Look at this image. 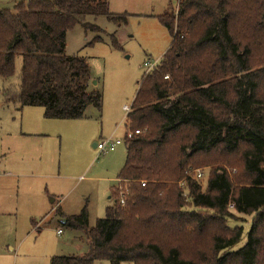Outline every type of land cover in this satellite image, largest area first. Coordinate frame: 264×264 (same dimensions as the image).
<instances>
[{
	"label": "trees",
	"instance_id": "16d2710c",
	"mask_svg": "<svg viewBox=\"0 0 264 264\" xmlns=\"http://www.w3.org/2000/svg\"><path fill=\"white\" fill-rule=\"evenodd\" d=\"M90 16L123 23L130 14L112 12L109 0H21L0 9V77H12L22 59L18 89L2 91L6 103L43 107L49 119L101 109L88 63L65 52L69 30H88ZM157 17L172 41L144 72L127 114L141 133L124 139L113 203L92 227L87 207L67 216L62 224L83 231L89 248L51 264H264V0H178ZM211 152L239 155L236 185L216 166L203 190L191 171ZM187 198L214 215L187 209ZM230 207L252 216L247 231L228 224Z\"/></svg>",
	"mask_w": 264,
	"mask_h": 264
},
{
	"label": "rangeland",
	"instance_id": "374dc122",
	"mask_svg": "<svg viewBox=\"0 0 264 264\" xmlns=\"http://www.w3.org/2000/svg\"><path fill=\"white\" fill-rule=\"evenodd\" d=\"M18 1L21 0H0V9L13 8ZM177 3L172 0L174 9ZM149 10L143 15H130L123 23L90 16L88 30L81 25L69 30L66 55L78 54L86 60L90 68L89 90H98L102 95L101 109L89 106L82 118L47 119L44 108L34 106L31 109L43 113L33 116L37 122L28 129L18 104H7L2 95L6 88L18 89L21 57L16 59L12 77H0V264H51L53 256L88 251L85 233L60 224L56 206L70 216L87 207L92 227L113 203L110 196L118 185L127 153L124 135L129 128L128 112L123 107L133 104L147 69L144 62H160L172 41L168 29ZM23 129L44 136H28ZM108 138L121 139L123 143L107 153L94 147V143ZM213 153H201L197 157L199 168L191 171L193 176L198 171L203 173V190L211 167L216 166L220 171L225 168L236 185L241 170L239 155ZM187 200V209L214 215ZM230 210L233 214L228 224L247 231L252 216L239 214L232 207ZM58 228L63 230L62 235L57 233ZM94 264L112 262L98 260Z\"/></svg>",
	"mask_w": 264,
	"mask_h": 264
},
{
	"label": "crops",
	"instance_id": "0c3cea01",
	"mask_svg": "<svg viewBox=\"0 0 264 264\" xmlns=\"http://www.w3.org/2000/svg\"><path fill=\"white\" fill-rule=\"evenodd\" d=\"M109 5H110V10L114 13H129L130 15H143L144 11H150L149 9H151V11H153V12H151V13H153L151 15H154L157 17V16L163 14L170 7V5H172V0H164V3H163V1L161 2V0H109ZM160 6L163 7L162 10H161ZM7 104H16L17 105L18 103H7ZM31 108H34V106L21 107L18 104V107H17V109L21 112V116H22V119L24 121V124L28 129H31L30 127H32V125L37 122V120H35V118L33 119V116L39 117L40 114L42 115V113H43L42 111H38L37 109H31ZM39 108H40V106H39ZM123 109H124V107H123ZM130 109H131V107H130ZM129 111H127V112H129ZM27 114H29L28 119H27ZM44 117H45V115H44ZM47 119H49V118H47ZM127 123H128V119H127ZM23 132L25 135H28V136H38V137L44 136V134H42L41 132H38V131L34 132L31 130H24ZM124 137H125V135H124ZM124 143H125V141H124ZM93 145L95 148L98 149L97 143H94ZM120 145H122V143ZM54 201H55V199H52V202H54ZM59 208L61 209V212L63 213L64 216L63 217L62 216L57 217V218L61 219L58 222L60 224H62L65 222V218L67 216H70V215H67V213H65L63 211V209L61 208L60 205L56 206L57 211L60 210ZM51 220L52 219L48 220L47 224H50ZM35 224H37V222ZM45 225H46V223H45ZM59 230H61V233L58 232ZM58 231H57V233L59 235L63 234V230L61 228H58ZM88 248H89V246H88ZM71 255H80V254H71Z\"/></svg>",
	"mask_w": 264,
	"mask_h": 264
},
{
	"label": "built area",
	"instance_id": "2783aa9c",
	"mask_svg": "<svg viewBox=\"0 0 264 264\" xmlns=\"http://www.w3.org/2000/svg\"><path fill=\"white\" fill-rule=\"evenodd\" d=\"M159 62L157 61H145L144 62V66L147 68L146 72H149L153 69H155L158 66ZM165 78L168 79L169 75H165ZM124 109L126 111L130 110V107L125 105ZM141 130L140 129H136V130H132L131 128H128L124 139L127 138H132L134 135L136 134H140ZM121 143H123V141L121 139H113V138H108V139H104L102 142L97 144L98 149L100 150L101 153H107L108 151H113L118 145H120ZM203 173H201L200 171H198L197 173V177H202ZM142 185L145 186L146 182L142 181ZM120 203L123 205L125 203V199L123 197V194H121V198H120ZM59 233H61V230L58 231Z\"/></svg>",
	"mask_w": 264,
	"mask_h": 264
}]
</instances>
